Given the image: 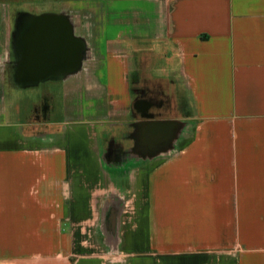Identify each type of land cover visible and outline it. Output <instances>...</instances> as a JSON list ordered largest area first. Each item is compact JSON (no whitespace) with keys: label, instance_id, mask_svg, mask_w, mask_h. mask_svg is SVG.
Returning a JSON list of instances; mask_svg holds the SVG:
<instances>
[{"label":"crops","instance_id":"obj_1","mask_svg":"<svg viewBox=\"0 0 264 264\" xmlns=\"http://www.w3.org/2000/svg\"><path fill=\"white\" fill-rule=\"evenodd\" d=\"M43 4L0 0V264H264V0ZM46 12L86 46L61 103L12 81Z\"/></svg>","mask_w":264,"mask_h":264},{"label":"water","instance_id":"obj_2","mask_svg":"<svg viewBox=\"0 0 264 264\" xmlns=\"http://www.w3.org/2000/svg\"><path fill=\"white\" fill-rule=\"evenodd\" d=\"M19 25V58L13 72L17 86L27 87L80 68L86 46L82 38L74 35L66 15H29L19 20Z\"/></svg>","mask_w":264,"mask_h":264},{"label":"rangeland","instance_id":"obj_3","mask_svg":"<svg viewBox=\"0 0 264 264\" xmlns=\"http://www.w3.org/2000/svg\"><path fill=\"white\" fill-rule=\"evenodd\" d=\"M42 2H44V4H43V6L46 8V9H51V10H53V11H55L56 9H58V0H42ZM98 49V53L99 54H102V56L103 55H110L108 52H107V49L105 48V47H103L102 46V48L101 47H99V48H97ZM13 81V80H12ZM62 84H63V81L62 80H46V81H43V82H41L37 87H34V88H36V90H44L45 88H46V90H48V91H50V92H52L53 94H54V97H55V100L56 101H58V102H62V92H63V87H62ZM22 90V92H31L32 90H34V89H32V88H28V89H21ZM47 96H45V95H43V98H46ZM97 102V101H96ZM93 104V102L91 103V105ZM98 104H100L99 102H98ZM88 105V103L86 102V103H84V113H83V116H84V118L85 119H89V120H93L94 118H96V116L95 115H99V114H101V111L102 110H100V111H97V110H92V111H89L87 108H86V106ZM82 106V105H81ZM24 111L25 112H28L29 113V110L28 109H24ZM58 114V113H57ZM54 118H57V117H59L60 118V116H58V115H54L53 116ZM111 137V136H110ZM114 143L115 142H111V144L109 143L108 145H107V148H106V150L108 149L110 152H111V154L114 156L113 158H115V155L117 154V158H118V155L120 154L119 152H121V150H122V146H120V144H118L117 143V146L116 147H114ZM90 145V143L89 142H87V140H85V142L83 143V147H84V150H85V152L87 151V149H88V146ZM89 150V149H88ZM124 150V149H123ZM115 160V159H114ZM118 196V195H117ZM117 199H119V196L117 197ZM123 198H121V200H122ZM125 199V198H124ZM119 201V200H118ZM122 203H124V200L122 201ZM125 209V207L123 206L122 207V211ZM124 213V212H123ZM128 214V213H127ZM92 241V244L93 245H95V243H94V239H92L91 240ZM96 242V241H95ZM99 247V246H98ZM99 249V248H98ZM97 249V251H99ZM100 255V254H99ZM117 255H118V253H117ZM102 257H103V255H102ZM126 261H127V263H126ZM119 264H128V260H121V261H119Z\"/></svg>","mask_w":264,"mask_h":264}]
</instances>
